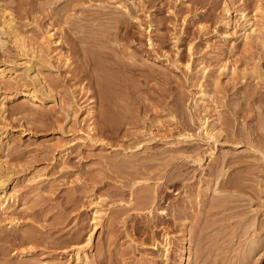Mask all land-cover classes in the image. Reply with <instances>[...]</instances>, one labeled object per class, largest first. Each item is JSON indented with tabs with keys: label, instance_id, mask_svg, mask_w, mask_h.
<instances>
[{
	"label": "rangeland",
	"instance_id": "obj_1",
	"mask_svg": "<svg viewBox=\"0 0 264 264\" xmlns=\"http://www.w3.org/2000/svg\"><path fill=\"white\" fill-rule=\"evenodd\" d=\"M252 25L264 0H0V264H264Z\"/></svg>",
	"mask_w": 264,
	"mask_h": 264
},
{
	"label": "bare ground",
	"instance_id": "obj_2",
	"mask_svg": "<svg viewBox=\"0 0 264 264\" xmlns=\"http://www.w3.org/2000/svg\"><path fill=\"white\" fill-rule=\"evenodd\" d=\"M228 6L226 5V4H223V12L225 13V19H222V21H221V23L222 24H225V23H227V22H225L226 21V19L229 17V8H227ZM260 11L261 10V7L260 6H258L257 7V11ZM241 16L242 17H244L245 18V16H244V12L242 11V13H241ZM4 25L6 26V28L8 29V30H10L11 32H12V34H13V42L15 43V44H17V46H18V48L20 49V50H24L25 49V46H23V43H22V40L20 39V37H19V35L16 33V31H14L13 30V27L10 25V23L8 22V21H4ZM1 30H3L2 28H1ZM256 29L254 28V26L252 25L251 27H250V29H249V32L245 35V37H244V40H245V42H246V44L247 45H249V44H251V43H254V41L255 42H258V43H260L261 44V46H263L264 47V34H262V33H259V35H257L256 36V40H254V35H256ZM46 36H47V43L48 44H52V42L50 41L49 42V39H51L52 37H54L55 36V33H54V31L53 32H51V31H48L47 33H46ZM150 41V40H149ZM59 42H60V39L58 38V39H56V41H54L53 42V44H56V46H58L59 45ZM2 44H3V42H2ZM151 45V43L149 42V46ZM30 50V49H29ZM32 54V57H33V59H35L36 61L35 62H37V64H40V65H42L43 67H45L49 72L51 71V70H54V67L51 65V62L48 60H46L44 57H43V53L41 52V51H36V52H34L33 51V53H31ZM31 57V58H32ZM32 60V59H31ZM34 62V61H33ZM40 70V69H39ZM39 72V71H38ZM36 73H37V71H36ZM2 75H4V70H1L0 69V76H2ZM31 78V84H33V86H32V88H30L31 90H29V91H27V92H24L23 94H24V96L25 97H27L29 100H30V102H33V103H39V105L40 104H42L43 103V100L45 99V98H48L49 97V95H50V92H46L45 90H44V88H43V86L41 85V83L42 82H39V75L38 74H35L33 77H30ZM46 86H48V85H46ZM28 87V86H27ZM28 90V89H27ZM47 90H48V87H47ZM88 90V89H87ZM92 90V89H91ZM26 91V90H25ZM51 91V90H50ZM84 91V90H83ZM89 91V90H88ZM88 93V92H87ZM51 97V96H50ZM200 98H201V103H202V105H203V103L205 102V99L207 98V94H205V93H201V95H200ZM92 100V99H91ZM90 101V100H89ZM205 104V103H204ZM206 124V122H204V124H203V126ZM204 130H205V135L206 136H208V135H210V136H213V131H214V129H212V130H210V131H207L206 130V128L204 127ZM89 132L90 133H92V134H94V137H96V132H95V127H94V125H93V123L92 124H90V126H89ZM263 156V155H262ZM263 159V158H262ZM6 181H7V176L6 175H0V194H3L4 193V191H5V185H6ZM4 201L3 202H1L0 201V210L1 211H3L4 209H5V205H4ZM102 214H103V212L101 213V211L100 210H98V209H95L94 211H93V216H94V220H95V222H97V220L98 219H96V217H100V216H102ZM104 215V214H103ZM97 229V223H95V225H94V227H93V230H92V232H90V236L93 234V232L95 231ZM254 235V234H253ZM90 236H89V238H88V241H89V239H90ZM256 237H258V236H256ZM188 244V243H187ZM169 244L168 243H166V241H165V244L162 246V249H161V259H162V264H167V261H168V254H169V252H170V249H169ZM187 256H185L184 258L182 257L181 259H180V261H179V263L178 264H188V262L190 261V250L187 248ZM82 256V257H81ZM75 257H76V260L78 261V260H81L82 262H84V263H87L88 262V256L85 254V251H83L82 250V247H79L78 248V251L76 252V254H75ZM244 261V260H243Z\"/></svg>",
	"mask_w": 264,
	"mask_h": 264
}]
</instances>
